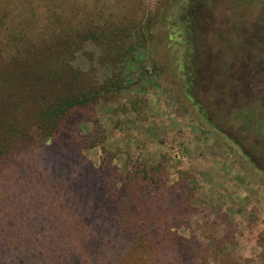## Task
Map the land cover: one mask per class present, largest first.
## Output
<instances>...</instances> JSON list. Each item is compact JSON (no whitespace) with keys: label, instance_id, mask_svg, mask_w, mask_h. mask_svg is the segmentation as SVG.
Returning <instances> with one entry per match:
<instances>
[{"label":"rangeland","instance_id":"1","mask_svg":"<svg viewBox=\"0 0 264 264\" xmlns=\"http://www.w3.org/2000/svg\"><path fill=\"white\" fill-rule=\"evenodd\" d=\"M175 1L0 0V87L18 58L47 82L50 52L48 64L102 92L78 113L75 155L58 135L41 142L33 111L20 118L33 125L29 137L0 149V264H264V175L195 122L167 72L161 31ZM213 6L204 10L212 56L227 36L233 70L247 60L264 75V0ZM256 153L264 169V147ZM69 170L99 193L126 187L140 200L138 228L155 226L153 239L132 241L75 206Z\"/></svg>","mask_w":264,"mask_h":264},{"label":"trees","instance_id":"2","mask_svg":"<svg viewBox=\"0 0 264 264\" xmlns=\"http://www.w3.org/2000/svg\"><path fill=\"white\" fill-rule=\"evenodd\" d=\"M215 1L176 0L174 13L168 10L164 14L161 37L165 43L167 72H170L181 102L195 122L204 126L224 147L243 158L249 168L264 175L260 157L256 155L257 150L264 147V103L261 97L264 96V83H253L254 86L251 83L256 79L260 81L258 78L264 76L260 72L263 68L257 66L259 68L253 69L247 60L235 59L242 65L240 70H233L230 65L234 63L232 51L235 43L224 35L216 38L222 51L215 54L214 61L212 54L216 41L212 33L206 31L204 10L208 8L211 13ZM241 47L246 49L245 43ZM50 55L43 73L48 79L45 83L38 80L35 64L28 59H13L2 72L5 80L0 87L4 95V101H0V149L28 138L34 125V133L41 142L52 143V138L58 135L66 142L62 150L76 154L73 148L77 147L78 139H73V130L80 117L78 113L89 108L102 92L87 83L77 86L69 66L57 69L48 64L56 61ZM65 61V58L59 60L58 65L65 64ZM252 74L251 85H245ZM9 86L11 92H19L26 103L22 98L10 95L11 92L7 94L5 89ZM32 111L34 123L29 126L31 128H26L20 118L22 115L30 117ZM55 148L58 147L49 151L56 153ZM66 174L69 184L64 188L74 199L75 206L87 208L84 213L89 209L92 213L103 214L132 241L148 243L153 239L155 226L146 227L145 232L138 228L137 218L142 213L140 200L137 201L126 187L99 193L90 182L75 180L71 170Z\"/></svg>","mask_w":264,"mask_h":264}]
</instances>
